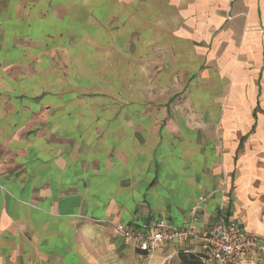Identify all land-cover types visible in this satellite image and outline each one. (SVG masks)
I'll list each match as a JSON object with an SVG mask.
<instances>
[{"label":"crops","instance_id":"1","mask_svg":"<svg viewBox=\"0 0 264 264\" xmlns=\"http://www.w3.org/2000/svg\"><path fill=\"white\" fill-rule=\"evenodd\" d=\"M198 203L264 238V0H0V264H213L116 230Z\"/></svg>","mask_w":264,"mask_h":264},{"label":"built area","instance_id":"2","mask_svg":"<svg viewBox=\"0 0 264 264\" xmlns=\"http://www.w3.org/2000/svg\"><path fill=\"white\" fill-rule=\"evenodd\" d=\"M200 204L191 210L189 222L182 227L161 219L142 227L118 224L122 239L143 254L150 256L161 245L198 240L206 257L213 264H247L264 260V238L248 233L237 221L222 214L208 227H199Z\"/></svg>","mask_w":264,"mask_h":264},{"label":"trees","instance_id":"3","mask_svg":"<svg viewBox=\"0 0 264 264\" xmlns=\"http://www.w3.org/2000/svg\"><path fill=\"white\" fill-rule=\"evenodd\" d=\"M181 259L183 261L182 264H201L199 261H197L196 256L193 253H185V252H181Z\"/></svg>","mask_w":264,"mask_h":264}]
</instances>
